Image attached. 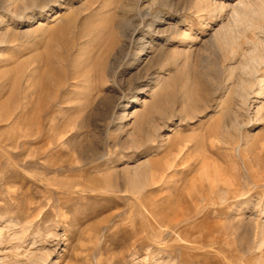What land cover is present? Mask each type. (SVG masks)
<instances>
[{
  "label": "rangeland",
  "instance_id": "rangeland-1",
  "mask_svg": "<svg viewBox=\"0 0 264 264\" xmlns=\"http://www.w3.org/2000/svg\"><path fill=\"white\" fill-rule=\"evenodd\" d=\"M262 56L264 0H0V264H264Z\"/></svg>",
  "mask_w": 264,
  "mask_h": 264
},
{
  "label": "bare ground",
  "instance_id": "bare-ground-1",
  "mask_svg": "<svg viewBox=\"0 0 264 264\" xmlns=\"http://www.w3.org/2000/svg\"><path fill=\"white\" fill-rule=\"evenodd\" d=\"M235 20H238V19H240V15L239 14H236L235 15ZM223 29V28H222ZM227 31L228 30H223L222 32L221 31H219L220 33H222V34H220L221 36H222V39H226L227 38V34L229 33H227ZM228 35H230V33L228 34ZM232 37V36H231ZM233 39V38H232ZM232 39H230V40H232ZM224 42H225V40H224ZM227 42H230V41H227ZM226 42V43H227ZM225 43V44H226ZM234 43V42H233ZM257 45V44H256ZM256 47V46H255ZM258 47V46H257ZM258 52V51H257ZM249 53L251 54V51H249ZM258 55H259V53H257ZM255 55V53L253 54V55H251V56H249V57H247V61H246V64H244L243 66H242V70H244L246 73H247V71H249V72H256L255 71V67H257V66H255V65H257V63H258V61L261 59V57L260 56H258V55ZM261 55H263V54H261ZM263 57V56H262ZM245 58V57H244ZM263 59H264V57H263ZM264 61V60H263ZM259 65V64H258ZM257 70V69H256ZM250 74V73H249ZM253 74V73H252ZM255 75V74H254Z\"/></svg>",
  "mask_w": 264,
  "mask_h": 264
}]
</instances>
